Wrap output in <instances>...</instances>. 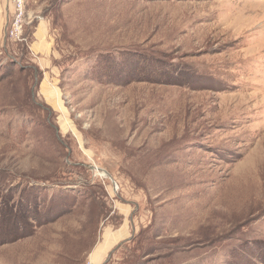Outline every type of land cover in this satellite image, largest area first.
Listing matches in <instances>:
<instances>
[{"label": "rangeland", "instance_id": "1", "mask_svg": "<svg viewBox=\"0 0 264 264\" xmlns=\"http://www.w3.org/2000/svg\"><path fill=\"white\" fill-rule=\"evenodd\" d=\"M9 1L0 264H86L116 202L121 264H264V0Z\"/></svg>", "mask_w": 264, "mask_h": 264}, {"label": "crops", "instance_id": "2", "mask_svg": "<svg viewBox=\"0 0 264 264\" xmlns=\"http://www.w3.org/2000/svg\"><path fill=\"white\" fill-rule=\"evenodd\" d=\"M13 12L14 6L9 0H0V17L2 13L7 18L11 17ZM5 27L6 21L5 23L0 21V35H4ZM41 31L43 30L36 31L34 34L36 39L30 44L32 52L36 55L42 51L41 46H44V40H48L47 34L45 35ZM130 214L129 207H123L117 202L112 206L107 218L108 222L99 231L98 239L86 250L89 251L90 259L95 264H121L117 254L122 247L134 240L138 229L134 216L132 217Z\"/></svg>", "mask_w": 264, "mask_h": 264}, {"label": "trees", "instance_id": "3", "mask_svg": "<svg viewBox=\"0 0 264 264\" xmlns=\"http://www.w3.org/2000/svg\"><path fill=\"white\" fill-rule=\"evenodd\" d=\"M17 206H19V205H17ZM20 207H21L20 211L22 212V214L13 216V223L10 224V225H7L8 226V231L6 230L7 227L5 229L4 228L0 229V235H2L1 239H0L1 241L2 240H14L16 238H20V237L24 236L25 234H29L27 231H24L22 229L23 225L28 223V220L30 218L34 217V220L36 221L37 218L41 217V215L33 213L32 209H31V206L27 207L26 205L21 204ZM26 208H27V211H29L30 213L26 212V214L23 215V213L26 210ZM51 210H53V207L51 209H48V212H50ZM32 214L34 216H32ZM0 216L2 217L1 213H0ZM47 216H49V215H47Z\"/></svg>", "mask_w": 264, "mask_h": 264}, {"label": "built area", "instance_id": "4", "mask_svg": "<svg viewBox=\"0 0 264 264\" xmlns=\"http://www.w3.org/2000/svg\"><path fill=\"white\" fill-rule=\"evenodd\" d=\"M14 1H15V3L13 1L12 2L14 3V5L16 7V13H17L16 21H15L16 26L14 29L17 30V34H21L22 24H19V22L21 21L22 16H23V0H14ZM11 34H13V32H11ZM16 36H18V35H16ZM86 264H95V263L93 262L92 259H88L86 261Z\"/></svg>", "mask_w": 264, "mask_h": 264}, {"label": "bare ground", "instance_id": "5", "mask_svg": "<svg viewBox=\"0 0 264 264\" xmlns=\"http://www.w3.org/2000/svg\"><path fill=\"white\" fill-rule=\"evenodd\" d=\"M59 38V37H58ZM55 39H57V37L55 38ZM49 40V39H48ZM208 44V43H207ZM60 45V44H59ZM64 45V44H63ZM72 45V44H71ZM70 45V46H71ZM74 51V50H73ZM56 54V53H55ZM5 98V97H4ZM17 99V98H16ZM7 100V99H6ZM7 102V101H6ZM1 103V102H0ZM105 106H107L106 104H105ZM11 108V107H10ZM106 108V107H105ZM9 109V108H8ZM107 109V108H106ZM120 109V108H119ZM142 128V127H141ZM185 134H183V135H181L180 137H183ZM151 144H152V146L154 145V142H152L151 141ZM98 172L101 174V175H103V176H106L107 174L104 172V171H101V170H99L98 169ZM210 192H208L206 195H205V198L207 199V198H209V194Z\"/></svg>", "mask_w": 264, "mask_h": 264}, {"label": "water", "instance_id": "6", "mask_svg": "<svg viewBox=\"0 0 264 264\" xmlns=\"http://www.w3.org/2000/svg\"><path fill=\"white\" fill-rule=\"evenodd\" d=\"M91 168H93L92 166H91ZM94 168H96V167H94ZM97 169V168H96Z\"/></svg>", "mask_w": 264, "mask_h": 264}]
</instances>
